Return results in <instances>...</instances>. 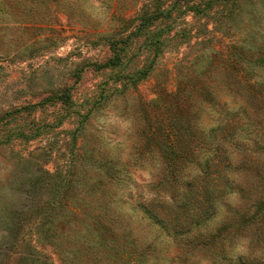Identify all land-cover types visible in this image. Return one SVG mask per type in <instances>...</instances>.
<instances>
[{
	"label": "rangeland",
	"instance_id": "obj_1",
	"mask_svg": "<svg viewBox=\"0 0 264 264\" xmlns=\"http://www.w3.org/2000/svg\"><path fill=\"white\" fill-rule=\"evenodd\" d=\"M200 1L0 0V247L34 253L23 264H264V0ZM158 8L174 10L145 28ZM196 82L248 107L230 176L245 191L176 213L161 142Z\"/></svg>",
	"mask_w": 264,
	"mask_h": 264
},
{
	"label": "trees",
	"instance_id": "obj_2",
	"mask_svg": "<svg viewBox=\"0 0 264 264\" xmlns=\"http://www.w3.org/2000/svg\"><path fill=\"white\" fill-rule=\"evenodd\" d=\"M215 1L218 0H202L188 7L190 8L188 10H192L196 14L204 13L212 7L211 5ZM173 10L158 8L153 16L144 18L145 28L150 27L162 16H170ZM178 11L181 10L178 9ZM153 43L158 47L159 43L161 45L159 40ZM196 57L198 55L194 58L197 59ZM119 61L120 57L115 54L104 66L115 67ZM65 98H68V96ZM194 98H197L200 102L198 104L200 107L194 105L196 109L192 106ZM169 100L174 112H170L169 130L164 134L161 142V152L164 153L166 167L164 173L161 174L160 182H163V184L160 185L163 186L166 182L167 184L171 182L172 185L177 182V185L181 186V189L176 193L177 203L174 205V211L176 213H198L193 210V208H197L191 200L195 193L208 196L205 199L210 203L207 211L212 210L215 202L223 195L234 193L235 190L244 193L245 187L233 183L235 179L231 180L230 176L236 173V167L234 166L235 151L242 146V142L245 140L244 137L251 134L247 132L242 135L244 133L242 132L236 135L233 128L236 122L245 125L249 121L246 120L250 116L248 107L239 105L236 111L232 110L226 103H220L217 100V96L211 87H206L200 82L177 87ZM203 111L213 113V116L209 117L204 124L201 119ZM243 125L240 129L244 128ZM237 129L239 130V128ZM209 180L215 181L216 189L214 188L213 191L215 197H211L212 192L209 193L205 187ZM197 187H199V192L195 191ZM252 208L257 213L264 212V195L261 194L257 202L255 199L252 200ZM46 221H50L49 216ZM35 235L49 243H53L56 239V235L49 233V231L37 230ZM17 250L19 249L15 248L9 252L4 247H0V255L8 258L4 264L30 263V261L36 259L34 253H25L18 256L15 254Z\"/></svg>",
	"mask_w": 264,
	"mask_h": 264
}]
</instances>
